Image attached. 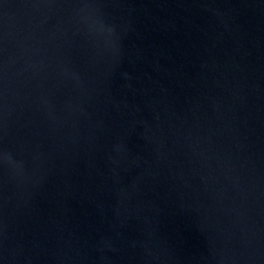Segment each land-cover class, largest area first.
I'll return each instance as SVG.
<instances>
[{"label":"water","instance_id":"water-1","mask_svg":"<svg viewBox=\"0 0 264 264\" xmlns=\"http://www.w3.org/2000/svg\"><path fill=\"white\" fill-rule=\"evenodd\" d=\"M0 264H264V0H0Z\"/></svg>","mask_w":264,"mask_h":264}]
</instances>
